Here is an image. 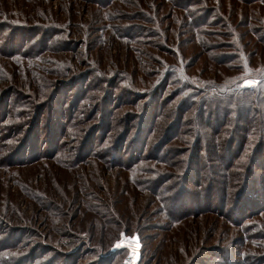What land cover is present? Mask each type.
<instances>
[{
  "label": "rangeland",
  "instance_id": "obj_1",
  "mask_svg": "<svg viewBox=\"0 0 264 264\" xmlns=\"http://www.w3.org/2000/svg\"><path fill=\"white\" fill-rule=\"evenodd\" d=\"M159 80L166 90L155 104L166 108L159 117L153 106L142 115L143 101L130 88ZM195 86L206 88L220 115L230 112L219 130L212 120L198 122ZM259 90L264 0H0V264H264V213L233 225L195 209L208 198L193 184L183 206L174 205V181L157 189L160 177L182 171L196 133L202 172L232 180L218 157L236 115L224 99L242 95L248 109L262 111L257 119L250 112L249 148L264 132ZM51 96L57 116L37 149L22 129ZM179 117L186 134H176L167 157L158 158ZM59 123L65 134L55 141ZM86 134L95 154L69 166ZM143 140L150 156L138 164L101 159L111 152L128 161ZM127 242L138 246L134 258Z\"/></svg>",
  "mask_w": 264,
  "mask_h": 264
},
{
  "label": "trees",
  "instance_id": "obj_2",
  "mask_svg": "<svg viewBox=\"0 0 264 264\" xmlns=\"http://www.w3.org/2000/svg\"><path fill=\"white\" fill-rule=\"evenodd\" d=\"M165 82L163 80H159L156 83L152 84L146 90H136L130 88L131 91H129L127 89L129 92L132 93L130 94L133 95V97H139H137L138 99H136L135 101H143L141 104L143 111L142 115H146L149 108L153 106L157 107V110L155 109L154 115H157V117H159V113L166 108L163 107L166 104H155L156 96L159 94V92L163 89L166 90ZM184 82L188 83L187 81ZM124 89L126 90V88ZM194 89H196L197 92H200V95L202 96V101L199 100L200 112L198 114V122L203 119L206 121L212 120L214 121V126H216L215 130H217V127H219L221 123H223V125L225 124L224 122L226 121L227 117L231 115L230 112L224 109L222 114L220 115L218 111L215 110V105L212 104V100L210 98L211 95H208L206 93V88H203V86L200 88L198 86H195ZM178 93L175 95H178ZM239 96L240 98H236L234 96L229 95V99H224L226 104L225 107L236 108V115L233 116L235 119V123L232 125V129H230L224 136V143L220 146V154L218 155L220 161L224 165V171L227 170L230 171L231 174L234 173V178L230 180L229 174L228 177H226L225 179L224 176H222L223 178L217 179L213 172L210 173L211 175H206L202 172V170L200 169L201 164L199 163V158L201 157V149H199V146L202 141V137L199 134L197 135L196 133V136L192 140L189 147H184V149H186L185 153L187 154L184 153V155L186 156L184 159V166L182 171L175 176L172 174L171 176H167L166 178L160 177L161 183L157 186V189L159 190L160 188H162V185L166 184L167 182L174 181V185L173 182L170 184V188L174 189L173 202L174 205L178 203L181 206L184 205L182 203H186V199H183L184 197H188L189 195L191 197H194L192 195V191L188 188V184H193L196 187L201 188V190L203 189L208 199L204 204H200L201 201H199V203L196 204L195 209L199 210L200 213H207V211L211 213H216L218 217L225 218L228 222H231L233 225H240L243 220L245 221L246 219H249L250 216L254 217L261 213H264V132H258L257 137L253 140L251 146L247 148V142L249 140L248 124L252 122L255 123L257 116H263V113L262 111L258 110L257 107L256 110L248 109L247 104H244L247 99L243 98L242 95ZM254 97L257 98L259 105H261V103L264 104V93H262L260 90L254 93ZM0 98L2 97L0 96ZM45 100L41 101V103L37 105L29 114L28 122H25V125L22 129L23 131H25V129L28 131L26 132L27 135L25 136V138H27L26 141L31 143L32 138H34L33 147L37 149L39 148L38 144L40 142L43 141V143H45L49 140L51 132L50 126L52 124L51 121L52 118L57 116L55 113H50L51 110H54L53 103L55 102V99L51 96L50 100ZM2 101L5 102L4 98ZM135 101L134 103L136 104ZM75 102L76 100L73 101V103ZM251 105L253 106V104ZM45 109L49 111L46 114L44 113ZM2 110L3 109H1L0 112H2ZM251 111L252 113L256 114L254 116L256 119L252 118L253 115H251ZM44 114L45 120L47 119L45 122L44 120L42 121ZM131 116L132 113H127L126 117L129 118ZM122 120L124 122L126 121L127 124L126 118H123ZM181 120L182 118L179 117L177 121L175 120V122L170 123L168 129L166 130V134L164 133V138H162L161 144H159L162 147V152L161 154H157V157L159 156L158 158H160L162 155L167 157V155H165L167 154L166 149L168 145L173 140H175L176 134H178V136H180L181 134H186V130H183V128H181L182 126L179 125ZM197 127L199 126H196V128ZM126 129L127 134L129 129L128 124L126 126ZM58 130L59 132L58 135H56L57 137L55 141L57 140V138L61 139V137H63L65 134V127H62L60 123ZM87 136L89 135L86 134L85 137L80 141V145L76 147V152L73 155V160L68 162L69 166L75 167L76 165L82 163L84 159L91 158L95 154L93 152L94 142L92 144H87L85 140L87 139ZM123 136L124 135L121 134H118L116 136L114 135L111 150L116 144H119V141L122 140ZM58 142L59 140L57 141V143ZM57 143H55L53 146L54 153H56L57 150ZM146 144L147 141L143 140L140 143L141 149L138 148V151H134V148L131 149L129 157L130 159L128 158V161H125L122 158L119 160L114 155L110 154L111 152H102L101 159L104 160V162L106 163L105 165L108 164L114 167L122 166L125 168L127 165H135L139 162L146 160L147 156H150L149 152H144ZM88 146L89 148L87 151L86 149ZM164 152L165 154H163ZM182 153V150L178 148L177 155H182ZM155 155L156 154H154V156ZM41 157H43L42 154L36 156L35 158L41 159ZM238 160H243L241 162L242 166H239L236 169L235 163ZM156 179L152 181H155ZM213 198L214 200H212ZM257 200H259L260 202H257ZM179 216L181 218H185L187 215L175 214L174 217L178 218Z\"/></svg>",
  "mask_w": 264,
  "mask_h": 264
},
{
  "label": "bare ground",
  "instance_id": "obj_3",
  "mask_svg": "<svg viewBox=\"0 0 264 264\" xmlns=\"http://www.w3.org/2000/svg\"><path fill=\"white\" fill-rule=\"evenodd\" d=\"M123 241V240H122ZM123 246L125 247H129L131 252H132V256L133 258L136 256V254L138 253V246L137 249L134 245H132L130 242L125 243Z\"/></svg>",
  "mask_w": 264,
  "mask_h": 264
}]
</instances>
